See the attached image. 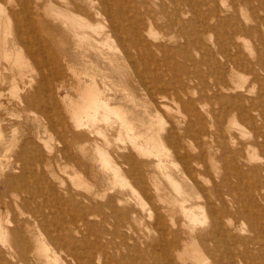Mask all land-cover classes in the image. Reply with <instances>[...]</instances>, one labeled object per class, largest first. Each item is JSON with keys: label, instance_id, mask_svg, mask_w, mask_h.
<instances>
[{"label": "rangeland", "instance_id": "1", "mask_svg": "<svg viewBox=\"0 0 264 264\" xmlns=\"http://www.w3.org/2000/svg\"><path fill=\"white\" fill-rule=\"evenodd\" d=\"M43 1L44 0H40L38 2L41 15L39 17L36 15L33 8L35 0L27 1L31 5L27 8V12L29 11L27 16L30 19L32 16L35 17L34 25H29L28 20L24 17L21 20L14 18L16 12L22 9V4L20 3V0H0L1 135L2 138L6 141V145H11V154L15 153L21 148L25 149L33 157L41 156L35 158L34 165L30 164V169L26 170L25 175L27 176H23L24 173L21 167L13 169V167L8 164L7 159L5 157L2 158V164L4 166H1L0 163V166L2 167H0V181L3 178V173L6 172L7 174H10V180L7 181L6 184H0V201L6 199L7 202L10 201L12 208V214L10 215V217L13 216L14 212L18 213V207L20 206L19 199L15 203L14 201H11L12 195L15 192L19 193L23 198L28 195L24 192H20L21 186H24L23 189L29 190L31 192L38 191L41 189L42 192L44 191L43 195L46 200V205L48 206V209L45 208V214H47L49 226L55 234L52 235L55 236V238L58 237L62 239L63 241L66 240L65 242L67 243V246L69 248L71 247L72 253L75 258H80L81 260L83 259L84 264H88L89 261L87 260H90L91 258L93 262H89V264H123L124 260L126 261L127 259V264H203L202 262H205V264H246V261L248 264H261V261L263 263L264 258L262 256H264V240H261L262 238L260 239V235H257L256 232L250 230V221L243 215L244 209H248V207L252 208L253 206V208L258 209L259 207L264 206V202H259L261 201L259 198H257L258 200L255 201V205L250 204L253 202L251 198L248 199L249 196L247 195L248 190L253 185H264V0H235L236 3L234 5V0H122L120 4L119 2H117V0H110V2L114 5V12L117 17V33L114 31L113 33L110 32L111 34H109L107 27L108 24H101L102 20L94 17L91 21L95 25L93 27L85 28L88 38L84 40H80L79 36L75 35L71 27L65 28L61 24V20L57 19L58 15L56 14V11L51 8V6H49L48 4H51L52 1L53 4H56L58 7L62 9L64 7L66 11L70 9L69 11H72V13L74 12V14H80V12L77 11L73 6L68 5L70 4V0H45L44 2ZM209 7L213 11L210 10ZM205 8L208 9V11L206 9L208 13L204 11ZM199 10L201 12L203 10L204 14L202 12V15ZM211 12H214L215 14H212ZM68 13L65 12L66 15ZM72 13L70 12L71 15ZM70 14L68 16H70ZM150 25L151 28H149ZM150 29H152L153 31L151 30L152 32H149ZM20 34L22 35L21 37ZM233 36L234 38H232ZM237 36H240L241 39H239ZM231 55H233V57ZM225 60H228V62H226ZM235 63L238 66H236ZM198 67L200 68V70H204L205 73L202 72V70L199 71L197 69ZM232 69H237L238 72ZM227 71L228 73L226 74ZM201 73H203L202 77L205 76L204 80H202L203 78L199 76L201 75ZM234 73H238V75ZM220 74L222 75V79L220 77ZM224 75L225 77H227L224 78ZM79 76L82 81H85L84 84H95L97 89H100L102 91L103 96L109 100L111 105L115 107V109H117V111H119L120 113L122 112L123 115L121 114L120 116L114 113L113 111L112 113L110 112L111 114H109L108 117L109 122L105 119L99 120L97 125L90 127L92 128L91 133L87 129H84L80 126H76L73 119H71V116L66 114L69 111L68 109L71 108L70 110H75L74 112H77V106L79 104L78 102L82 103L83 99H85L88 95L91 96V94L93 93V90H90L88 92L91 93H86L85 95L83 94V91H81L78 87ZM229 76L231 78H229ZM256 77H258V79ZM220 79L222 81H220ZM223 79H225L226 82ZM215 82H218L217 84H220L222 86L229 84L234 86V84H238L240 88L236 90H231V93L230 91H226L224 93L226 94V96L232 95V97L234 98H239V100L234 103L235 105L233 104L234 106L232 104V106L230 105V109L233 110L236 107L245 106L247 113L254 117L252 122H248L246 118L244 119L245 113L243 112V114H241L242 116H240L238 112L239 116L236 115L235 121L232 123L230 129L228 130L229 132H226L228 137H234L231 139L230 137L227 138L225 134H223V137L221 136L223 128L220 130L221 125L218 121V119L220 118V121H223L224 126L226 124H228L229 126V122H227L230 119L229 116L223 117L221 115L217 118L208 110L212 107L217 110H220L221 106L224 104L219 103L213 94V91L216 90L217 86ZM142 83H146L152 93H158L160 89V93L163 92L162 95H165L166 99L163 102L159 103V105L157 106L155 104V101H153L151 97L152 95H150L151 92L149 94V91H147V88H145L146 86L142 85ZM179 83L180 85H178ZM180 86L183 89L186 86V88L184 89L185 91H183ZM175 88L177 90L180 89L183 91V99H185V101L186 99H191L194 102L193 105L201 111V115L203 116V118H206L207 122V124H205L201 121H198L195 126V132L198 134L199 137L202 136V138L198 141V143L200 142L197 147L198 150L195 149L193 153V156H195L198 164L202 165V167L197 165L200 170L197 172L199 178L197 177L198 179L196 183L199 186L194 183V180L188 178V176L182 172L181 161L171 158L172 146L169 142H166L164 144L165 147L162 150L163 153L160 158L162 160L163 166H160L161 168L157 165V161L159 159L156 154H153L152 152L140 154L139 151L133 146L134 142H139L140 144L144 143L147 140V136L156 137V134L158 131H160L161 127L164 128L163 135L170 128H174L176 132L180 133L182 137L187 132V130L189 131L188 125L186 123L187 111L182 105L181 100H179L176 96L177 90ZM205 88L210 91L208 92ZM77 89L80 90L81 93H79ZM186 89H189V94L187 95L185 93L187 92ZM203 91L207 92L203 94ZM211 91L213 92L212 94ZM14 92L17 93L15 94ZM201 92L203 95L201 94ZM228 92L229 94L227 95ZM200 94L204 97V100L202 99L203 97H200ZM237 94L240 96H238ZM69 97H71L72 99H70ZM208 99L211 101L210 103ZM214 99L216 100V102ZM71 100L73 101V103L75 101H78V104L74 103V105L73 103H71ZM252 100L254 104H252ZM67 102H69L70 105L66 104ZM162 104H164V106ZM67 105H69L70 108ZM250 105H253V107L251 108ZM123 117L125 118V120L133 124L136 131L135 133L133 131H129L128 128H126ZM254 119L256 120L254 121ZM212 124L213 127L212 129L210 128L211 136L204 138L205 129ZM224 128L227 130V126H225ZM70 130H72L73 132ZM198 130L203 131L200 132ZM82 131L84 134L83 137L80 135ZM97 131H101V134ZM254 131H256L258 135ZM229 133L232 135H230ZM256 136L258 137L257 139ZM225 138H227L229 141ZM235 138L236 140L234 141ZM250 139H253L251 140V143ZM106 141H108V143H106ZM201 142H203L204 145L201 144ZM231 143H234V147ZM197 144L195 145V147L197 146ZM221 144H223V147L225 149L222 147ZM68 145L71 148L72 160L61 157V154H59L58 152L59 149H63L65 146ZM201 145L202 149L200 150ZM252 145L254 147H252ZM79 146L84 150L80 149ZM98 146L103 148V151L99 152ZM51 147H53V149ZM230 147L232 148V150L229 151V149H231ZM249 147L251 149H249ZM260 149L263 150H261L262 153ZM0 150L1 154L6 153L5 147H1ZM244 151L246 152V156L248 153L252 155L251 158L249 154L246 157ZM102 152L108 155L110 153L111 156H109L112 158H110L109 156L108 157L110 158L109 160L112 161L111 163L112 165H114V168H108L104 164L103 160H98L103 154ZM100 153L102 154L100 155ZM48 154H50L52 157H50ZM120 154H124L126 158L122 157ZM167 155L169 156L167 157ZM259 155L260 157H258ZM257 157L259 158L258 160H261L263 162V167H260L261 161H258ZM213 160L214 162H209ZM223 160L225 161L223 162ZM252 160H255L254 163ZM100 161H102V163ZM233 161L238 162H236V165L239 168L235 167L236 165ZM251 162L252 164H249ZM255 164L257 167H254ZM5 166L7 168H5ZM207 167H209V170ZM247 167L250 169L249 171ZM252 168L255 169V172L253 173ZM113 169H117L120 173H118L117 170L112 171ZM134 171L136 173L132 174V172ZM206 171H209V173ZM210 171H213L211 174H214L211 175ZM256 172L258 173L256 174ZM117 173L121 175V177H118ZM129 173L130 175H128ZM143 173L145 176L143 175ZM248 173L251 174L248 175ZM115 174H117V176ZM222 175L224 177H222ZM236 175L237 177H235ZM259 176V179L261 180L258 179ZM75 177H79L78 179L81 178L82 181H79ZM124 177L126 178V180ZM214 177L216 181L214 180ZM226 177L229 178L224 180ZM255 177L257 178L255 179ZM61 178L64 180L63 182ZM120 178H122V180ZM154 178L156 181H154ZM236 178H238L239 181ZM252 178H254L256 182ZM120 180L122 182H127L122 183ZM212 180H214L215 183ZM227 180L230 182H228ZM232 180L235 182V184L234 182L231 183ZM240 180H242V182ZM64 182H66V184L61 185V183ZM75 182H77V184ZM80 182L82 183L81 186L79 185ZM114 182L120 184L117 185L115 183L114 185ZM48 183H51L50 187ZM110 183L115 186L114 189ZM222 183H224L226 186ZM251 183L252 185H250ZM89 184L91 187L88 186ZM125 184L128 186H124ZM227 184L231 188L228 191L226 190L229 188ZM53 185L54 187H52ZM6 186L8 187V190ZM218 187H222L225 190L221 188L222 191L220 190L219 192L218 190L220 188ZM54 188H56L57 190H55ZM90 188L92 189L89 191ZM200 189H202V191ZM50 190L53 191L54 194ZM112 190H114V193L112 192ZM215 190H217V192ZM230 190L232 191V194H230ZM6 191H8L9 193ZM87 191V194H93L94 192H97L98 196L101 194L102 197L95 196L96 198H92L90 200L87 197L83 198V194L81 193L86 194ZM237 191L238 193H236ZM102 192H104L105 194ZM124 192L125 194L123 195ZM242 192H244L243 195L240 194ZM217 193L223 194V196L225 197V199L227 198V200H217ZM51 194H53L54 196H52ZM116 194H119L120 196ZM238 195L241 196V200L240 196ZM66 196L67 199L70 196L68 200L69 202L66 200ZM108 196L111 197L109 198ZM160 196H162V200L161 198H159ZM208 196L210 197L211 202H213V200L215 199L212 204L214 205L215 203V206L217 208L221 209L223 208V206H226L224 207L225 212L223 211L220 214L221 218L223 217L222 215H224V217L226 216L225 218L227 219L223 217V220H225V222L228 221V218L231 219L232 222L231 224H226L227 226H229L228 230H230L227 231L226 234H216L218 236H215L213 234V231L211 230V217L209 211L210 209H208L210 207V204L207 203L208 200H206V198H209ZM233 196L238 197L241 202L234 203L232 201ZM71 197L72 200L70 201ZM61 198L66 201L63 200V202ZM94 199L96 201H94ZM225 201L227 203H225ZM243 201L248 202L243 203ZM101 202L103 204H101ZM151 202L153 204H151ZM63 203H68V206ZM71 203L72 205H69ZM198 203L203 206L199 207L200 205ZM17 204L19 206H17ZM39 204V202L31 203V206L33 208H36L39 206ZM89 204L90 207H88ZM53 205L54 207H52ZM64 205L65 207H63ZM156 205L157 207L155 208ZM181 205H184L185 209L189 211L190 217L184 214V212L181 210ZM206 205H208L209 207ZM243 205L246 206V208L243 209ZM72 206L73 210L71 209ZM122 206L125 207L122 208ZM57 207L59 208L57 209ZM130 207L131 211L129 210ZM144 207L147 209H145ZM203 207L205 211H203V209H200ZM205 207L207 208V210L205 209ZM227 207H229V210L227 209ZM157 208H159L160 210H157ZM69 209L72 210V213ZM74 209L76 213L74 212ZM96 209L99 211L96 212ZM227 210L229 212H227ZM237 210L240 212L238 213ZM4 211H6V207H4ZM47 211L49 212V214L47 213ZM108 211H110L111 213H109ZM127 211L129 214H127ZM61 212H63L64 214ZM119 212L123 216H121ZM102 213L106 214V219L104 218L105 216L103 217L104 214ZM162 213H164V216H162ZM60 214L62 216H60ZM78 214L83 217L80 218ZM156 214L157 216L160 215L162 218L164 217L163 219H165V224L167 223L166 225H164L163 229L160 228L157 223V216H155ZM204 214H207L206 218L208 219L204 217ZM92 215L94 216L92 217ZM171 216L175 218V221ZM193 216L195 220L201 219V221H206L201 222L195 221L193 219V221L191 222L190 220H192ZM63 218L67 219L64 220ZM146 218H148V220L150 218V220L148 221ZM57 219L59 220L57 221ZM119 219L125 222L124 226L118 225ZM235 219H237V223ZM167 220L169 222H167ZM75 222H77L78 224L77 229ZM204 222L207 224H205ZM127 224L129 225L127 226ZM155 224L157 226H155ZM182 224L185 227H183ZM109 226H111L112 231L115 230V233L111 231ZM97 227H101V229ZM165 227H167V229ZM158 228L160 231H158ZM118 229L120 230L117 231ZM191 229H193V231ZM244 229L246 231H244ZM92 230L94 231L91 232ZM126 230L127 232H125ZM116 232L121 234L119 235ZM163 233L165 236L163 235ZM181 233H184L183 236ZM115 234H117L118 236ZM191 234L193 238L191 237ZM199 234L200 237L198 236ZM34 235L28 233L24 234L25 239L27 238L25 241L29 242L31 247L35 246ZM42 235L41 237H43L44 241L46 240L47 244H49L51 249L56 246V242L53 241V238L51 240L48 234H44L45 237ZM225 235H228V238ZM203 236L205 237V240L203 238L204 241L201 238ZM8 237L10 238V241L15 240L11 234H9ZM120 237L125 239V243H128L124 244L123 239ZM180 237L182 239H180ZM243 237L246 239H244ZM213 239H215V243L213 242ZM162 240H164L165 243ZM227 240L231 242L228 243ZM232 240L236 242L240 240V243L233 242ZM179 241H181V244ZM225 241L227 243H225ZM105 242L106 244H104ZM136 242L138 243L136 244ZM201 242L204 244L201 245ZM148 243L150 246L148 245ZM176 243L178 245H176ZM198 243H200V245ZM173 244L176 245L175 248ZM187 244L189 246H192L193 248H189ZM214 244L216 245L215 247ZM224 244H226V246ZM120 247H122V249ZM133 247L136 251L132 249ZM144 247H146V249ZM216 247L218 248V250L216 249ZM183 248L185 249L183 251H186V256L185 252L181 250ZM212 248L213 250H215L214 252L212 251ZM77 249H79V251ZM176 249L178 251H182L179 252L184 254L183 259L180 260L177 255L179 254V252L177 253ZM222 249L224 250L222 251ZM129 250H134L135 252H129ZM156 250H158V252ZM163 251L167 252H165L164 254ZM3 252L6 254H4ZM137 252H140V254ZM146 252H148L149 254ZM127 253L129 254V256ZM167 253L169 254V258H166ZM240 253H243L245 259L242 258L243 256L240 257L242 255ZM7 254L8 253L5 250L2 251L3 260L1 264H12L13 259L9 254ZM170 254H172L173 257ZM149 255L153 257H150ZM218 255L219 258L225 257L224 260L223 258H221L222 260H220L217 257ZM83 256H85V258ZM123 256L125 257L124 260ZM134 256L136 258H134ZM140 256L142 257L140 258ZM120 257L123 261H119ZM143 257L144 260L142 259ZM148 257L150 260L148 259ZM157 257H159V259ZM235 257L237 258V260L235 259ZM73 259L71 258V256L67 255V253L65 254V252H61V254L59 255V261L61 264H78V261L76 259L72 261ZM167 259H170V261ZM206 259L207 262L205 261ZM215 260H217V263L215 262ZM199 261L201 263H199Z\"/></svg>", "mask_w": 264, "mask_h": 264}, {"label": "bare ground", "instance_id": "2", "mask_svg": "<svg viewBox=\"0 0 264 264\" xmlns=\"http://www.w3.org/2000/svg\"><path fill=\"white\" fill-rule=\"evenodd\" d=\"M28 0H20V3L22 4V9L20 10V11H18V12H16V14H15V16H14V18H16V19H19V20H21L23 17L24 18H26L27 20H28V23H29V25H34V18L35 17H31V19L30 18H28V12H27V8L29 7V6H31L28 2H27ZM40 0H35V4H34V6H33V8H34V12L36 13V15L39 17V16H41L40 15V7L38 6V2H39ZM42 1V0H41ZM45 1V0H44ZM43 1V2H44ZM211 1V0H210ZM29 2H31V1H29ZM117 2H119V4L122 2V0H117ZM209 2V1H208ZM234 3H233V5L236 3V1L234 0L233 1ZM202 3V2H201ZM205 3V2H204ZM203 3V4H204ZM210 3V2H209ZM214 3V2H213ZM239 3V2H238ZM237 3V4H238ZM49 4V6H51V8H53L55 11H56V14L58 15V18L57 19H60L61 21V24L65 27V28H67V27H71L72 29H73V31H74V33H75V35H77V36H79V38H80V40H84V39H86V38H88L87 37V33H86V31H85V28L86 27H93L95 24L91 21L94 17H96V18H99V19H101L102 20V22H101V24L102 23H107L108 25H107V27H108V31H109V34H111L110 32H116V25H117V23H116V21H117V17H116V14H115V12H114V5L110 2V0H70V4H68V5H71V6H73L77 11H79L80 12V14L78 13V14H74V12L72 13V11H69L68 9V11H66L65 10V8L63 7V9L62 8H60V7H58L56 4H53V2L51 1V4L50 3H48ZM53 4V5H52ZM206 5V4H205ZM208 5V4H207ZM212 5V4H211ZM216 5V4H215ZM240 5V4H239ZM251 5V4H250ZM67 6V5H66ZM204 6V5H203ZM232 6V5H231ZM216 7H218V6H216ZM213 8V7H212ZM235 8H236V6H235ZM202 9V8H201ZM206 9L207 8H205V10L204 11H206ZM209 9L210 10H212L210 7H209ZM214 9V8H213ZM232 9V8H231ZM237 9H238V7H237ZM74 10V9H73ZM236 10V9H235ZM200 11V10H199ZM207 11H208V9H207ZM206 11V13H208ZM213 11V10H212ZM258 11H260V10H258ZM65 12H69L67 15L65 14ZM70 12L72 13V15L70 14ZM197 12V11H196ZM201 12V11H200ZM202 12H203V10H202ZM202 12H201V14H202ZM238 12V11H237ZM198 13V12H197ZM197 13H196V16H197ZM212 13V12H211ZM218 13H219V11H218ZM70 14V16H68ZM203 14H204V12H203ZM202 14V15H203ZM212 14H215L214 12L212 13ZM217 14V13H216ZM51 15V14H50ZM208 15V14H207ZM52 16V15H51ZM216 16V15H215ZM203 17V16H202ZM204 17H205V15H204ZM249 19V18H248ZM55 20H56V18H55ZM9 24V23H8ZM149 28H151V25H150V27ZM153 28V27H152ZM152 29H150L149 30V32L151 31ZM235 30V29H234ZM97 31V30H96ZM153 31V30H152ZM151 31V32H152ZM239 31V30H238ZM241 31V30H240ZM236 32V31H235ZM96 33V32H95ZM117 33V32H116ZM152 34V33H151ZM89 35V34H88ZM234 35V34H233ZM22 35L20 34V37H21ZM232 36V35H231ZM238 37V36H237ZM232 38H234V36L232 37ZM236 38V37H235ZM239 39H241L240 38V36L238 37ZM243 38V37H242ZM236 40V39H235ZM232 41V40H231ZM114 42V41H113ZM123 43V42H122ZM199 44V43H198ZM235 44H236V42H235ZM234 46H236V45H234ZM229 47H230V45H229ZM225 48V47H224ZM228 48V47H227ZM234 48V47H233ZM233 48H230V49H233ZM236 48V47H235ZM224 50V49H223ZM229 50V49H228ZM227 50V51H228ZM251 50H252V48H251ZM226 51V50H225ZM249 51V50H248ZM219 52V51H218ZM230 52V51H229ZM228 53V52H227ZM235 53V52H234ZM224 54V53H223ZM226 54V53H225ZM231 54H232V52H231ZM232 57H233V55H231ZM231 57V58H232ZM230 58V59H231ZM232 60V59H231ZM237 60V59H236ZM226 61V60H225ZM242 61H244V60H242ZM226 62H228V60L226 61ZM233 63V62H232ZM244 63V62H243ZM242 63V64H243ZM248 63V62H247ZM253 63V62H252ZM225 64H227V63H225ZM236 64V63H235ZM260 64V63H259ZM250 65V64H249ZM254 65V64H253ZM256 65V64H255ZM261 65V64H260ZM220 66V65H219ZM224 66V65H223ZM234 66V65H233ZM236 66H238L237 64H236ZM245 66V65H244ZM262 66H263V64H262ZM230 67V66H229ZM226 68H227V66H226ZM231 68H232V66H231ZM234 68V67H233ZM252 68V67H251ZM253 68H254V66H253ZM199 71H201L200 70V68L198 67L197 68ZM224 69V68H223ZM238 69V68H237ZM235 70V69H232V70H235L236 72H238V70ZM227 70V69H226ZM230 70V69H229ZM195 71V70H194ZM199 71H197V72H199ZM211 71V70H210ZM222 71V70H221ZM234 71V72H235ZM252 71V70H251ZM258 71V70H257ZM202 72H204V70H202ZM219 72H220V70H219ZM218 72V73H219ZM195 73V72H194ZM205 73V72H204ZM207 73V72H206ZM222 73V72H221ZM228 73V71L226 72V74ZM231 73H232V71H231ZM202 74L203 73H201V75H199V76H201V78H203L202 80H204V77H202ZM234 74H237L238 75V73H234ZM258 74V73H257ZM208 75V74H207ZM217 75H219V74H217ZM237 75H235V76H237ZM196 76H198V75H196ZM78 77V76H77ZM194 77V76H193ZM217 77H219V76H217ZM220 77H221V79H222V75L220 74ZM224 78H226L225 77V75L223 76ZM234 77V76H233ZM232 77V78H233ZM189 78H190V76H189ZM200 78V77H199ZM229 78H231L230 76H229ZM257 79H258V77H256ZM194 79V78H193ZM220 79V81H222ZM223 80H225V79H223ZM255 81V80H254ZM253 81V82H254ZM84 82L85 81H82L81 80V78H80V76H79V81H78V84H79V89L81 90V91H83V94L85 95L86 93H91V92H88V91H92L93 93L91 94V96L90 95H88L85 99H83V102L82 103H80V102H74V103H76V104H78V110H77V112H74V111H72V110H70L71 108L69 107V105H70V103L69 102H67L66 104H69V105H67L70 109H68L69 111H68V113H66V114H68V115H70L71 116V119H73V121L75 122V124H76V126H80V127H82V128H84V129H87V130H89V132L91 133L92 132V128H90L91 126L93 127V126H95V125H97L98 124V121L99 120H101V119H105V120H107L108 121V117H109V114H111L112 113V111L114 112V113H116V114H118V115H120L121 116V114H122V112L120 113L119 111H117V109H115V107H113L112 105H111V103L109 102V100L107 99V98H105L104 96H103V93H102V91L100 90V89H97V87H96V85L95 84H91V85H86V84H84ZM225 82H226V80H225ZM228 82V81H227ZM48 83V82H47ZM181 83V82H180ZM180 83L178 84V85H180ZM218 82H215V84H217ZM185 84V83H184ZM142 85H144V86H146L145 88H147L146 90L147 91H149L148 93L150 94V92H151V90L149 89V86L146 84V83H142ZM186 85V84H185ZM208 85H210V84H208ZM242 85H243V83H242ZM182 86V85H181ZM180 86V87H181ZM184 86V85H183ZM77 87V86H76ZM205 87H207V86H205ZM212 87V86H211ZM252 87V86H251ZM159 88H161V87H159ZM163 88H164V86H163ZM162 88V89H163ZM177 88V87H176ZM175 88V89H176ZM182 88V87H181ZM185 88H186V86H185ZM184 88V89H185ZM213 88V87H212ZM238 88H240V86H238V84L237 85H235L234 84V86L233 85H224V86H222V85H220V84H217V86H216V90L215 91H211V94L213 93L214 94V96H215V98L218 100V102L219 103H224L222 106H221V108H220V110H217V109H215L214 107H212V108H210V109H208L209 110V112L210 113H212L215 117H219V116H223V117H226V116H229V121H227V122H229V126H228V124H226L225 126H227V130L224 128L225 126H224V124H223V121H220V118L218 119V121H219V124L221 125V127H220V130L222 129V137H223V134H225V136H227V131L230 129V127H231V125H232V123L235 121V117H236V115L237 116H239V114H240V116H242L241 114H243V112L245 113V116H244V119L246 118V120H248V122L250 121V122H252L253 121V118L254 117H252L250 114H248L247 113V111H246V108H245V106L244 107H236L235 109H233V110H231L230 109V105L232 104H234L235 102H237L238 100H239V98H234V97H232V95H229V96H226V94H224L226 91H230V93L232 92L231 90H236V89H238ZM178 89V88H177ZM176 89V90H177ZM183 89V88H182ZM183 89V91H185ZM206 89V88H205ZM242 89V88H241ZM78 90V89H77ZM80 90H78L79 91V93H81L80 92ZM187 90V89H186ZM207 90V89H206ZM214 90V89H213ZM251 90V89H250ZM15 91V90H14ZM164 91V90H163ZM175 91V90H174ZM174 91H173V93H174ZM183 91L182 90H177V94H176V96L178 97V99L179 100H181V102H182V105L185 107V109H186V111H187V114H186V117H187V125H188V128H189V131L187 130V132L184 134V136L182 137L181 135H180V133H177L176 132V130L174 129V128H170V129H168L167 130V132L163 135V127H161L160 128V131H158L157 132V134H156V137L155 136H151V137H148L147 136V140L144 142V143H139V142H134L133 143V146L135 147V149H137L138 151H139V153L140 154H146V153H150V152H152L153 154H156V156L158 157V161H157V165L160 167V166H163V163H162V160H161V155H162V153H163V149H164V147H165V143L166 142H169L170 144H171V146H172V157L171 158H174L175 160H180L181 161V164H182V172L185 174V175H187L188 176V178H191L192 180H194V183H196V181H197V179L199 178V176L197 175V172L200 170L199 168H198V166L197 165H199L198 164V162L196 161V158H195V156H193V153H194V150L195 149H197V147H198V145H199V143H198V141H199V139H201L202 138V136L201 137H199L198 136V134L195 132V126H196V124H197V122L198 121H201V122H203V123H205V124H207V122H206V118H203V116L201 115V111L196 107V106H194L193 105V101L191 100V99H186V101H185V99H183ZM208 91V90H207ZM207 91H203L204 93L203 94H205V92H207ZM210 91V90H209ZM208 91V92H209ZM234 92V91H233ZM250 92V91H249ZM15 93V92H14ZM17 93V92H16ZM15 93V94H16ZM163 93V92H162ZM162 93H160V89H159V91H158V93L157 92H155V93H152L151 92V94L150 95H152L151 97H152V99H153V101H155V104L158 106L159 105V103H161V102H163L165 99H166V96L165 95H162ZM166 93V92H165ZM178 93H179V95H178ZM186 93V95L187 94H189V89L187 90V92H185ZM185 93H184V95H185ZM251 93V92H250ZM201 94H202V92H201ZM200 94V95H201ZM202 94V95H203ZM229 94V92L227 93V95ZM234 94V93H233ZM67 95V94H66ZM200 96V97H203V96ZM207 95V94H206ZM209 95V94H208ZM235 95V94H234ZM233 95V96H234ZM238 95V94H237ZM93 96V97H92ZM238 96H240V95H238ZM65 97V96H64ZM209 97V96H208ZM207 97V98H208ZM243 97H245V96H243ZM70 99H72L71 97H69ZM206 98V97H205ZM241 98V97H240ZM248 98V97H247ZM246 98V99H247ZM250 98V97H249ZM66 99V98H65ZM82 99V98H81ZM203 100H204V97L202 98ZM242 99V98H241ZM241 99H240V101H241ZM80 100V99H79ZM187 100H189V101H187ZM209 100V99H208ZM215 100V99H214ZM226 100V101H225ZM245 100V99H244ZM247 100H249V99H247ZM72 101V100H71ZM70 101V102H71ZM225 101V102H224ZM250 101V100H249ZM255 101V100H254ZM211 101L209 100V103H210ZM215 102H216V100H215ZM71 103H73V101L71 102ZM73 103V104H74ZM174 103V102H173ZM240 103V102H239ZM165 104V103H164ZM164 104H162L163 106H164ZM175 104V103H174ZM205 104V103H204ZM238 104V103H237ZM252 104H254L253 103V100H252ZM256 104V103H255ZM72 105V104H71ZM75 105V104H74ZM207 105V104H206ZM231 105V106H232ZM235 105V104H234ZM233 105V106H234ZM166 106H168V105H166ZM165 106V107H166ZM180 106V105H179ZM242 106V105H241ZM257 106V105H256ZM250 107L252 108L253 107V105L251 106L250 105ZM167 108V107H166ZM234 108V107H233ZM249 108V107H248ZM257 108V107H256ZM74 109H76V108H74ZM169 109V108H168ZM167 109V110H168ZM171 109V108H170ZM250 109V108H249ZM248 109V110H249ZM253 109H255V108H253ZM258 109V108H257ZM179 110H180V108H179ZM252 110V109H251ZM259 110V109H258ZM254 111V110H253ZM263 111V110H262ZM66 112V111H65ZM111 112V113H110ZM238 112H239V114H238ZM252 112V111H251ZM261 113V112H260ZM123 115V114H122ZM263 116V115H262ZM264 117V116H263ZM255 118H256V116H255ZM227 119V118H226ZM237 119V118H236ZM123 120H124V122H125V125H126V128H128V130L129 131H133L134 133L136 132L135 131V127L133 126V124H131V122H129V121H127V120H125V118L123 117ZM256 119H254V121H255ZM213 121V120H212ZM217 121V120H216ZM217 121V122H218ZM109 122V121H108ZM256 123V122H255ZM254 123V124H255ZM219 124H218V126H219ZM252 124V123H251ZM165 126V125H164ZM204 126V125H203ZM212 127H213V124L212 125H210V126H208L206 129H205V131H204V138H207V137H209V136H211V132H210V128L212 129ZM45 128V127H44ZM79 128V127H78ZM198 128H200V127H198ZM204 129V128H203ZM258 129V128H257ZM219 130V129H218ZM70 131H72V130H70ZM197 131V130H196ZM198 131H203V130H198ZM257 131V130H256ZM256 131H254L255 133H256ZM39 132V131H38ZM73 132V131H72ZM98 132V131H97ZM101 132V131H100ZM100 132H98V133H100ZM229 132V131H228ZM231 132V131H230ZM259 132V131H258ZM264 133V132H263ZM262 133V134H263ZM70 134V133H69ZM101 134V133H100ZM230 134V133H229ZM228 134V135H229ZM257 134V133H256ZM82 137H83V131H82V133L80 134ZM230 135H232V134H230ZM234 135V134H233ZM258 135V134H257ZM213 136V135H212ZM235 136V135H234ZM264 136V135H263ZM75 137V136H74ZM104 137V136H103ZM120 137V136H119ZM230 137V136H229ZM228 136H227V138H229ZM253 137V136H252ZM262 137V136H261ZM227 138H225V139H227ZM231 138H234V137H230V139ZM258 137L256 136V139H257ZM128 139V138H127ZM216 139V138H215ZM214 139V140H215ZM28 140V139H27ZM117 140H118V138H117ZM132 140V139H131ZM135 140V139H134ZM228 140V139H227ZM233 140V139H232ZM236 140V138L234 139V141ZM251 140H253V139H250V143H251ZM202 141V140H201ZM220 141V140H219ZM229 141V140H228ZM255 141V140H254ZM259 141V140H258ZM263 141V140H262ZM261 141V142H262ZM24 142V141H23ZM214 142V141H213ZM223 142V141H222ZM225 142V141H224ZM233 142V141H232ZM26 143V142H25ZM62 143H63V139H62ZM106 143H108V141H106ZM198 143V144H197ZM235 143V142H234ZM234 143L232 144V146L234 147ZM84 144V143H83ZM197 144V146L195 147V145ZM201 144H203V142H201ZM225 144V143H224ZM253 144H254V142H253ZM256 144H257V142H256ZM263 144H264V142H263ZM80 145V144H79ZM204 145V144H203ZM222 145V147H223V144H221ZM236 145V144H235ZM37 146V145H36ZM81 146V145H80ZM79 146V147H80ZM1 147H5V151H6V153L5 154H1V150H0V163H1V166L3 165L2 164V158H6L7 159V161H8V164H10L12 167H13V169H16V168H22L23 169V176H27V175H25L26 174V170H28V169H30V164H35V158H37V157H41V156H35V157H33L30 153H28L25 149H21L20 148V150H18V151H16L15 153H13V154H11V151H12V149H11V145H6V141L2 138V135H1V130H0V148ZM62 147V146H61ZM83 147V146H82ZM85 147V146H84ZM251 147V146H250ZM249 147V149H251ZM252 147H254L253 145H252ZM257 147H258V145H257ZM260 147H262V146H260ZM47 148V147H46ZM52 149H53V147H51ZM63 148V147H62ZM224 148V147H223ZM231 148V147H230ZM241 148V147H240ZM255 148H256V146H255ZM51 149V150H52ZM80 149H83V148H81L80 147ZM202 149V145H201V148H200V150ZM225 149V148H224ZM242 149V148H241ZM259 149V148H258ZM41 150V149H40ZM84 150V149H83ZM83 150H80V151H83ZM198 150V149H197ZM221 150H222V148H221ZM230 150H232V148L231 149H229V151ZM254 150V149H253ZM257 150V149H256ZM262 149H260V151H261ZM42 151V150H41ZM98 151L100 152V151H103V148H101L100 146H98ZM169 151V150H168ZM228 151V150H227ZM250 151V150H249ZM263 151V150H262ZM262 151H261V153H262ZM58 152H59V154H61L60 156L61 157H63V158H67V159H71L72 158V152H71V148H70V146L68 145V146H65L63 149H59L58 150ZM107 152V151H106ZM133 152V151H132ZM236 152H238V151H236ZM240 152V151H239ZM264 152V151H263ZM82 153V152H81ZM103 153V152H102ZM102 153H100V155L102 154ZM108 153V152H107ZM244 153H245V156H246V152L244 151ZM204 154V153H203ZM227 154H228V152H227ZM226 154V155H227ZM234 154V153H233ZM249 154V153H248ZM248 154H247V156H248ZM35 155V154H34ZM50 157H52L50 154H48ZM99 155V156H100ZM109 155H110V153H109ZM108 154H102L101 156H100V159H98V160H103V162H104V164L109 168V167H113L114 168V165H112V161H110L109 159L110 158H112V157H110ZM122 157H124V158H126V156H124V154H120ZM148 155V154H147ZM237 155V154H236ZM236 155H234V156H236ZM250 155V154H249ZM258 155V154H257ZM256 155V156H257ZM262 155V154H261ZM263 155H264V153H263ZM54 156V155H53ZM110 158H109V157ZM131 156H132V154H131ZM169 155H167V157H168ZM221 156V155H220ZM244 156V157H245ZM246 156V157H247ZM251 156L252 155H250V158H251ZM80 157V156H79ZM114 157V156H113ZM203 157V156H202ZM205 157V156H204ZM258 157H260V155L258 156ZM257 157V160L259 159ZM102 158V159H101ZM212 158V157H211ZM219 158H221V157H219ZM256 158V157H255ZM263 158V157H262ZM46 159V158H45ZM62 159V158H61ZM114 159V158H113ZM203 159V158H202ZM223 159V158H222ZM227 159V158H226ZM233 159V158H232ZM37 160V159H36ZM57 160V159H56ZM64 160V159H63ZM72 160V159H71ZM74 160V159H73ZM115 160V159H114ZM204 160V159H203ZM209 160H210V158H209ZM234 160V159H233ZM250 160V159H249ZM69 161V160H68ZM79 161H80V159H79ZM124 161V160H123ZM225 160H223V162H224ZM231 161V160H230ZM251 161V160H250ZM253 161V160H252ZM255 161V160H254ZM254 161H253V163H254ZM258 161H261V160H258ZM78 162V161H77ZM99 162V161H98ZM101 163H102V161H100ZM209 162H214V160L213 161H209ZM233 162H235V161H233ZM237 162V161H236ZM236 162H235V165H236ZM238 162H239V160H238ZM237 162V163H238ZM249 162V161H248ZM44 163V162H43ZM55 163V162H54ZM100 163V164H101ZM127 163V162H126ZM232 163V162H231ZM77 164V163H76ZM78 164H80V163H78ZM83 164V163H82ZM242 164V163H241ZM249 164H252V162L251 163H249ZM262 164H263V162L261 161V163H260V167L262 166ZM43 165V164H42ZM45 165V164H44ZM50 165V164H49ZM84 165V164H83ZM135 165V164H134ZM133 165V166H134ZM156 165V166H157ZM209 165V164H208ZM247 165V164H246ZM0 166V167H1ZM4 166V165H3ZM36 166V165H35ZM52 166V165H51ZM78 166V165H77ZM199 166H201L202 167V165H199ZM214 166V165H213ZM231 166H232V164H231ZM241 166V165H240ZM256 166V164L254 165V167ZM259 166V165H258ZM264 166V165H263ZM262 166V167H263ZM7 167H8V165H7ZM6 166H5V168H7ZM42 167V166H41ZM101 167V166H100ZM106 167V168H107ZM116 167V166H115ZM206 167V166H205ZM235 167H237V165L235 166ZM252 167H253V165H252ZM257 167V166H256ZM260 167H259V170H260ZM2 168V167H1ZM4 168V169H5ZM79 168V167H78ZM102 168H105V167H102ZM161 168V167H160ZM166 168V167H165ZM208 168V170H209V167H207ZM237 168H239V167H237ZM236 168V169H237ZM248 168V167H247ZM101 169V168H100ZM118 169H119V167H118ZM135 169H138V168H135ZM236 169H234V170H236ZM252 169H253V171H252ZM251 169V171H252V173L253 172H255L254 170V168H252ZM257 169V168H256ZM2 170V169H1ZM36 170V169H35ZM39 170V169H38ZM79 170V169H78ZM102 170V169H101ZM115 170H117V169H115ZM114 169L112 170V171H115ZM204 170V169H203ZM250 169L248 168V171H249ZM80 171V170H79ZM118 171V170H117ZM143 171V170H142ZM141 171V172H142ZM166 171V170H165ZM202 171V170H201ZM215 171V170H214ZM244 171V170H243ZM245 171H246V169H245ZM244 171V172H245ZM258 171V170H257ZM261 171H262V169H261ZM2 172V171H1ZM4 172V171H3ZM33 172V171H32ZM37 172V171H36ZM42 172V171H41ZM44 172V171H43ZM89 172H90V170H89ZM109 172H111V171H109ZM122 172V171H121ZM126 172V171H125ZM144 172H146V171H144ZM204 172V171H203ZM206 172H208L209 173V171H206ZM213 172V171H212ZM211 171H210V174L212 173ZM240 172V171H239ZM241 172H242V167H241ZM19 173H20V171H19ZM28 173H29V171H28ZM38 173V172H37ZM40 173V172H39ZM76 173V172H75ZM77 173H78V171H77ZM103 173V172H102ZM116 173V172H115ZM118 173H120L119 171H118ZM117 173V174H118ZM131 173V172H130ZM130 173L128 174V175H130ZM133 173H136L135 171L134 172H132V174ZM139 173V172H138ZM205 173V172H204ZM258 172H256V174H257ZM264 173V172H263ZM117 174H115L116 176H117ZM127 174V173H126ZM199 174V173H198ZM209 174V175H210ZM214 174V173H213ZM213 174H211V175H213ZM225 174V173H224ZM231 174V173H230ZM238 174V173H237ZM241 174V173H240ZM249 174H251V173H248V175ZM261 174V173H260ZM33 175V174H32ZM76 175H78V174H76ZM80 175V174H79ZM143 175H144V173H143ZM147 175V174H146ZM150 175V174H149ZM208 175V174H207ZM219 175V174H218ZM254 175V174H253ZM9 176H10V174L8 173L7 174V172L6 173H3V178H2V180L0 181V184L2 183H5L6 184V182L7 181H9L10 180V178H9ZM22 176V177H23ZM35 176V175H34ZM40 176V175H39ZM46 176V175H45ZM44 176V177H45ZM84 176V175H83ZM141 176V175H140ZM145 176V175H144ZM151 176V175H150ZM202 176V175H201ZM229 176V175H228ZM232 176V175H231ZM240 176V175H239ZM257 176V175H256ZM42 177V176H41ZM85 177V176H84ZM115 177V176H114ZM118 177H121V175H119L118 174ZM148 177V176H147ZM198 177V178H197ZM222 177H224L223 175H222ZM230 177V176H229ZM228 177V178H229ZM235 177H237V175L235 176ZM19 178V177H18ZM43 178V177H42ZM75 178H77V177H75ZM79 178V177H78ZM77 178V179H78ZM117 178V177H116ZM123 178V177H122ZM122 178H120L121 180H122ZM125 178V177H124ZM138 178V177H137ZM137 178H136V180H137ZM142 178V177H141ZM149 178V177H148ZM153 178V177H152ZM212 178V177H211ZM227 177L224 179V180H226V179H228ZM244 178H245V176H244ZM243 178V179H244ZM257 177H255V179H256ZM260 178V176L258 177V179ZM62 179V178H61ZM77 179H75V180H77ZM115 179V178H114ZM114 179H112V180H114ZM150 179V178H149ZM172 179V178H171ZM237 180H238V178H236ZM241 179V178H240ZM242 179V180H243ZM247 179V178H246ZM252 179H254V178H252ZM251 179V180H252ZM254 179V180H255ZM19 180H21V179H19ZM46 180V179H45ZM79 181L81 180V178L80 179H78ZM111 180V179H110ZM116 180V179H115ZM120 180V181H121ZM124 180V179H123ZM125 180H126V178H125ZM214 180H215V177H214ZM214 180H212L214 183H215V181ZM231 180V179H230ZM242 180H240L241 182H242ZM249 180V179H248ZM259 180H261V179H259ZM258 180V181H259ZM64 180L62 179V182H63ZM82 181V180H81ZM141 181V180H140ZM139 181V182H140ZM154 181H156L155 180V178H154ZM175 181V180H174ZM200 181V180H199ZM209 181H210V179H209ZM228 181V180H227ZM239 181V180H238ZM244 181V180H243ZM253 181V180H252ZM112 182V181H111ZM122 182V181H121ZM127 181H125V182H122V183H126ZM142 182V181H141ZM228 182H230V181H228ZM232 182H234L233 180L231 181V183ZM255 182H256V180H255ZM254 182V183H255ZM76 184H77V182H75ZM115 183L116 182H114V185H115ZM146 183V182H145ZM155 183V182H154ZM175 183V182H174ZM179 183V182H178ZM206 183V182H205ZM210 183V182H209ZM217 183V182H216ZM248 183V182H247ZM264 183V182H263ZM8 184V183H7ZM49 184V183H48ZM51 184V183H50ZM50 184H49V187H50ZM62 184H66V182H64V183H61V185ZM81 182H80V186H81ZM111 184V183H110ZM117 184V183H116ZM118 184H120V183H118ZM117 184V185H118ZM156 184V183H155ZM197 184V183H196ZM222 184H224V183H222ZM234 184H235V182H234ZM240 184V183H239ZM11 185V184H10ZM29 185V184H28ZM112 186H113V184H111ZM178 185V184H177ZM198 185V184H197ZM221 185V184H220ZM219 185V186H220ZM225 185V184H224ZM228 185V184H227ZM237 185H238V183H237ZM236 185V186H237ZM241 185V184H240ZM250 185H252V183L250 184ZM9 186V185H8ZM18 186V185H17ZM88 186H90V184L88 185ZM124 186H128V185H124ZM145 186H146V184H145ZM199 186V185H198ZM204 186H205V184H204ZM218 186V185H217ZM226 186V185H225ZM225 186H223V187H225ZM230 186H231V184H230ZM7 187V186H6ZM52 187H54V185L52 186ZM51 187V188H52ZM60 187H64V186H60ZM91 187V186H90ZM114 187L115 186H113V189H114ZM141 187V186H140ZM228 187H229V185H228ZM233 187V186H232ZM13 188H15V187H13ZM18 188V187H17ZM24 188V186H21V189H20V192H24V193H26V194H28L27 196H25V198H23L19 193H14V192H12V193H14L13 195H12V193H11V195H12V198H11V201L13 202L14 201V203L15 202H17L18 201V199H19V202H20V206L17 204V206H19L18 207V213H16V212H14V214H13V216L12 217H10V215L12 214V208H11V204H10V201L9 202H7L6 200H2V201H0V264L2 263V260H3V256H2V251H6L10 256H11V258L13 259V261H12V264H39V263H44V264H61L60 263V261H59V255L61 254V252H65V254L67 253V255H69V256H71V258L73 259H76L77 261H78V264H84L83 263V259L81 260L80 258H75V256L73 255V253H72V250H71V247L69 248L68 246H67V243L65 242V241H63L62 239H60V238H55V236H53L52 234H54V232H53V230L51 229V227L49 226V222H48V220H47V214H45V208H47L48 209V206L46 205V200H45V198H44V195H43V192H42V190L40 189V190H38V191H34V192H31V191H29V190H25V189H23ZM57 188V187H56ZM56 188H54L55 190H57ZM69 188H71V187H69ZM79 188V187H78ZM82 188V187H81ZM93 188V187H92ZM92 188H90L89 189V191L92 189ZM132 188V187H131ZM145 188H147V187H145ZM197 188H199V187H197ZM200 188H202V187H200ZM218 188H220V187H218ZM222 188V187H221ZM221 188L218 190L219 192H220V190H221ZM242 188V187H241ZM247 188H249V187H247ZM53 189V190H54ZM63 189V188H62ZM67 189H68V187H67ZM122 189V188H121ZM142 189H143V186H142ZM206 189V188H205ZM216 189H217V187H216ZM223 189V188H222ZM229 189H231L230 187L228 188V189H226L227 191L229 190ZM245 189V188H244ZM7 190H8V187H7ZM34 190V189H33ZM46 190H49V189H46ZM52 190V189H51ZM50 190V191H51ZM81 190V189H80ZM80 190H78V191H80ZM94 190V189H93ZM201 191H202V189H200ZM223 190H225V189H223ZM233 190V189H232ZM238 190V189H237ZM3 191V190H2ZM61 191V190H60ZM109 191V190H108ZM110 191H111V188H110ZM114 190H112V192H113ZM123 191V190H122ZM146 191H148V190H146ZM216 192H217V190H215ZM222 191V190H221ZM231 191V190H230ZM230 191H229V193H230ZM234 191V190H233ZM239 191H241V190H239ZM6 192H8V191H6ZM51 192H53V191H51ZM65 192V191H64ZM74 192H76V191H74ZM80 192H82V191H80ZM92 192V191H91ZM106 192H107V190H106ZM144 192H145V189H144ZM155 192H157V191H155ZM160 192V191H159ZM180 192V191H179ZM9 193V192H8ZM58 193V192H57ZM61 193H63V192H61ZM60 193V194H61ZM88 193V191L86 192V194H84V193H81V194H83V198L84 197H87L89 200L90 199H92V198H96L97 196H98V193L97 192H94L93 194H87ZM97 193V194H96ZM102 193H104V192H102ZM114 193V192H113ZM112 193V194H113ZM147 193V192H146ZM222 193V192H221ZM236 193H238V191L236 192ZM243 193L244 192H242V193H240L241 195H243ZM247 193V192H246ZM249 193V194H248ZM248 193H247V195L249 196V198H248V196H247V198L248 199H252V202L253 203H250V204H252V205H255L254 203H255V201L256 200H258L257 198H259L261 201H259V202H264V185H259V184H257V185H253L249 190H248ZM53 194H54V192H53ZM53 194H51L52 196H54ZM75 194V193H74ZM76 194H78V193H76ZM105 194V193H104ZM121 194V193H120ZM125 194V192L123 193V195ZM157 194V193H156ZM203 194V193H202ZM225 194V193H224ZM226 194H228V193H226ZM230 194H232V191H231V193ZM1 195V194H0ZM62 195V194H61ZM66 195V194H65ZM72 195V194H71ZM80 195V194H79ZM106 195H107V193H106ZM110 195V194H109ZM116 195H118V196H120L119 194H116ZM122 195V196H123ZM160 195V194H159ZM158 195V196H159ZM204 195H207V194H204ZM209 195V194H208ZM245 195V194H244ZM7 196H9V195H7ZM63 196H64V194H63ZM96 196V197H95ZM99 196H101V194L99 195ZM98 196V197H99ZM105 196V195H104ZM214 196V195H213ZM232 196V195H231ZM237 196V195H236ZM236 196H233V199H232V201L234 202V203H240L241 201V196L240 195H238V196H240V200H239V198L238 197H236ZM70 197V196H69ZM69 197H68V199H67V196H66V200L68 201L69 200ZM77 197V196H76ZM102 197V196H101ZM109 197V196H108ZM111 197V196H110ZM109 197V198H110ZM117 197V196H116ZM199 197V196H198ZM207 197V196H206ZM205 197V198H206ZM209 197V196H208ZM212 197V196H211ZM8 198V197H7ZM54 198V197H53ZM52 198V199H53ZM60 198V197H59ZM104 198V197H103ZM113 198V197H112ZM159 198H161V200H162V196H160ZM200 198V197H199ZM198 198V199H199ZM214 198V197H213ZM243 198V197H242ZM246 198V197H245ZM62 199V198H61ZM74 199V198H73ZM100 199V198H99ZM217 200H220V201H223L224 199H225V197L223 196V194H220V193H217V198H216ZM244 199V198H243ZM242 199V200H243ZM247 199V200H248ZM50 200H51V198H50ZM55 200H56V198H55ZM64 199H62V201H63ZM66 200H64V201H66ZM72 200V197H71V199H70V201ZM81 200H83V199H81ZM98 200V199H97ZM102 200V199H101ZM120 200V199H119ZM159 200V199H158ZM201 200V199H200ZM204 200V199H203ZM206 200H208V202L207 203H209L210 204V207L208 206V205H206V206H208L209 208L208 209H210L209 211H210V217H211V230L213 231V234L215 235V236H218V235H216V234H226L227 233V231H230V230H228L229 228V226H227L228 224H231L232 222H231V219H229L228 218V221H226L225 222V220H223L225 217H224V215H222L223 217L221 218V216H220V214L224 211V207H226V206H223V208H221V209H219V208H217L216 206H215V203H214V205L212 204L214 201H215V199L213 200V202H211L210 200V197L209 198H206ZM205 200V201H206ZM225 200H227V198L225 199ZM63 201V202H64ZM77 201V200H76ZM85 201V200H84ZM87 201V200H86ZM94 201H96L95 199H94ZM100 201V200H99ZM121 201V200H120ZM205 201H204V203H205ZM37 202H39L40 204H39V206L38 207H36V208H33L32 206H31V203H37ZM57 202V201H56ZM61 202V201H60ZM69 202V201H68ZM73 202V201H72ZM88 202V201H87ZM104 202V201H103ZM161 202V201H160ZM163 202V201H162ZM165 202V201H164ZM230 202V201H229ZM245 201H243V203H244ZM248 202V201H247ZM247 202H245V203H247ZM258 202V201H257ZM45 203V204H44ZM66 203V202H65ZM65 203H63V204H65ZM86 203V202H85ZM89 203V202H88ZM92 203H94V202H92ZM107 203V202H106ZM105 203V204H106ZM168 203V202H167ZM222 203V202H221ZM224 203V202H223ZM225 203H227L226 201H225ZM224 203V204H225ZM242 203V204H243ZM56 204V203H55ZM57 204H59V203H57ZM68 204V203H67ZM67 204H65V205H67ZM81 204V203H80ZM87 204V203H86ZM101 204H103L102 202H101ZM111 204V203H110ZM151 204H153L152 202H151ZM199 204V203H198ZM198 204H197V207H198ZM219 204V203H218ZM218 204H217V206H218ZM249 204V205H250ZM259 204V203H258ZM42 205V206H41ZM52 205V204H51ZM62 205V204H61ZM65 205L63 206V207H65ZM69 205H72V203L71 204H69ZM79 205V204H78ZM113 205V204H112ZM155 205V204H154ZM200 206L199 207H202L201 206V204H199ZM227 205V204H226ZM230 205V204H229ZM237 205V204H236ZM260 205V204H259ZM258 205V206H259ZM68 206V205H67ZM76 206V205H75ZM85 206V205H84ZM88 206V205H87ZM106 206V205H105ZM114 206H116V205H114ZM114 206H113V208H114ZM144 206V205H143ZM142 206V207H143ZM239 206V205H238ZM238 206H237V209H238ZM251 206V205H250ZM257 206V205H256ZM4 207H6V211H4ZM44 207V208H43ZM52 207H54V205L52 206ZM51 207V208H52ZM59 207H61V206H59ZM59 207H57V209L59 208ZM88 207H90V204H89V206ZM98 207V206H97ZM101 207H102V205H101ZM121 207V206H120ZM125 207V206H124ZM123 206H122V208H124ZM157 207V205L155 206V208ZM195 207V206H194ZM220 207V206H219ZM221 207H222V205H221ZM235 207V206H234ZM242 207V206H241ZM241 207H239V208H241ZM247 207H248V205H247ZM262 207V206H261ZM261 207H259L258 209L257 208H253V206H252V208L251 207H248V209H244V208H246V206H244L243 205V209H244V217H246L247 219H249V221H250V223L249 224H251V227H250V230H252V231H254V232H256L257 233V235H260L259 237H260V239L261 240H264V206L261 208ZM50 208V209H51ZM76 208V207H75ZM86 208V207H85ZM92 208H94V207H92ZM100 208V207H99ZM98 208V209H99ZM118 208H119V206H118ZM127 208V207H126ZM145 208V207H144ZM143 208V209H144ZM155 208H154V211H155ZM67 209H68V207H67ZM72 210H73V206H72V208H71ZM77 209V208H76ZM102 209H103V207H102ZM111 209V208H110ZM116 209V208H115ZM121 209V208H120ZM145 209H147V208H145ZM150 209V208H149ZM159 208H157V210H158ZM165 209V208H164ZM201 210L203 209V211H205L204 210V207L203 208H200ZM205 209L207 210V208L205 207ZM227 209L229 210V207H227ZM232 209V208H231ZM62 210H63V208H62ZM61 210V211H62ZM70 210V209H69ZM72 210H70V212L72 211ZM83 210H85V209H83ZM92 210V209H91ZM90 210V211H91ZM97 210V209H96ZM112 210V209H111ZM118 210V209H117ZM129 210L131 211V207L129 208ZM153 210V209H152ZM156 210V211H157ZM160 210V209H159ZM181 210L184 212V214L186 215V216H189L190 217V213H189V211L188 210H186L185 209V207H184V205H181ZM192 210H194V209H192ZM191 210V211H192ZM227 210V212H229ZM234 210V209H233ZM240 210V209H239ZM49 211H51V210H49ZM95 211V210H94ZM99 210H97L96 212H98ZM129 211V212H130ZM136 211V210H135ZM142 211H144V210H142ZM209 211H208V213H209ZM238 211V210H237ZM68 212V211H67ZM74 212H75V209H74ZM80 212V211H79ZM82 212V211H81ZM101 212H104V211H101ZM109 213H111L110 211H108ZM122 212V211H121ZM150 212V211H149ZM149 212H148V215H149ZM152 212V211H151ZM225 212V211H224ZM240 211H238V213H239ZM242 212V211H241ZM47 213L49 214V212L47 211ZM61 213H63V212H61ZM72 213V212H71ZM71 213H70V215H71ZM76 213V212H75ZM120 213V212H119ZM156 213V212H155ZM193 213V212H192ZM203 213H205V212H203ZM207 213V212H206ZM237 213V212H236ZM51 214V213H50ZM53 214V213H52ZM64 214V213H63ZM85 214V213H84ZM92 214V213H91ZM102 214H104L103 215V217L106 215L105 213H102ZM116 214V213H115ZM121 214V213H120ZM127 214H129L128 213V211H127ZM136 214V213H135ZM160 214V213H159ZM164 213H162V216H164L163 215ZM195 214V213H194ZM243 214V213H242ZM82 215H83V213H82ZM89 215H90V213H89ZM96 215V214H95ZM100 215V214H99ZM111 215V214H110ZM119 215V214H118ZM134 215V214H133ZM206 215L207 214H204V217L206 218ZM237 215V214H236ZM241 215V214H240ZM60 216H62L61 214H60ZM74 216V215H73ZM78 216L80 217V218H82L81 216H80V214H78ZM77 216V217H78ZM86 216V215H85ZM94 215H92V217H93ZM102 216V215H101ZM121 216H123L122 214H121ZM155 216H157V214L155 215ZM198 216V215H197ZM229 216V215H228ZM233 216V215H232ZM51 217V216H50ZM53 217V216H52ZM55 217V216H54ZM102 217V218H103ZM125 217H126V215H125ZM172 217V216H171ZM235 217V216H234ZM57 218H59V217H57ZM87 218H88V216H87ZM105 219L107 218L106 216L104 217ZM119 218H120V216H119ZM124 218V217H123ZM122 218V219H123ZM135 218V217H134ZM138 218V217H137ZM164 218V217H163ZM160 215H158L157 216V223H158V225H159V227L160 228H162L163 229V227H164V225H166L165 224V219H163ZM173 218V217H172ZM197 218V217H196ZM231 218V217H230ZM51 219H53V218H51ZM55 219V218H54ZM64 219V218H63ZM65 219H67V218H65ZM64 219V220H65ZM101 219V218H100ZM111 219V218H110ZM126 219H128V218H126ZM147 220H148V218H146ZM169 219V218H168ZM174 219V221H175V218H173ZM181 219V218H180ZM193 219H194V216L192 217V220H190L191 222L193 221ZM206 219H208V218H206ZM225 219H227V218H225ZM233 219V218H232ZM241 219V218H240ZM59 219H57V221H58ZM63 220V221H64ZM75 220V219H74ZM82 220V219H81ZM85 220V219H84ZM87 220V219H86ZM117 220V219H116ZM149 220H150V218H149ZM148 220V221H149ZM155 220V221H156ZM195 220V219H194ZM236 220V223H237V219H235ZM239 220V219H238ZM51 221V220H50ZM55 221V220H54ZM108 221V220H107ZM127 221V220H126ZM172 221V220H171ZM170 221V222H171ZM195 221H201V219H197V220H195ZM203 221H206V220H202L201 222H203ZM233 221V220H232ZM248 221V222H249ZM60 222V221H59ZM69 222H71V221H69ZM89 222V221H88ZM91 222V221H90ZM111 222V221H110ZM118 222H119V224L118 225H120V226H124L125 225V222L123 221V220H118ZM167 222H169L168 220H167ZM173 222V221H172ZM181 222V221H180ZM183 222V221H182ZM54 223V222H53ZM74 223V222H73ZM76 223V229L78 228V224H77V222H75ZM80 223V222H79ZM104 223V222H103ZM184 223V222H183ZM190 223V222H189ZM195 223H197V222H195ZM194 223V224H195ZM200 223V222H199ZM205 223V222H204ZM203 223V224H204ZM95 224V223H94ZM99 224V223H98ZM97 224V225H98ZM106 224H108V223H106ZM152 224V223H151ZM170 224V223H169ZM173 224V223H172ZM201 224V223H200ZM205 224H207V223H205ZM210 224V223H209ZM227 224V225H226ZM62 225V224H61ZM90 225V224H89ZM110 225V224H109ZM129 224H127V226H128ZM183 225V224H182ZM186 225V224H185ZM196 225V224H195ZM102 226V225H101ZM114 226H115V224H114ZM147 226V225H146ZM150 226V225H149ZM155 226H157L156 224H155ZM204 226V225H203ZM93 227V226H92ZM103 227V226H102ZM105 227V226H104ZM110 227V229H111V226H109ZM108 227V228H109ZM118 227V226H117ZM116 227V228H117ZM131 227V226H130ZM183 227H185L184 225H183ZM201 227H202V225H201ZM242 227V226H241ZM58 228V227H57ZM63 228V227H62ZM86 228V227H85ZM95 228H96V226H95ZM97 228H100L101 229V227H97ZM107 228V229H108ZM115 228V227H114ZM157 228V227H156ZM166 229H167V227H165ZM165 228H164V230H165ZM169 228V227H168ZM172 228V227H171ZM210 228V227H209ZM246 228H247V226H246ZM59 229V228H58ZM103 229V228H102ZM122 229V228H121ZM150 229V228H149ZM75 230V229H74ZM82 230V229H81ZM90 230V229H89ZM88 230V231H89ZM95 230V229H94ZM94 230H92L91 232H93ZM120 229H118L117 231H119ZM128 230V229H127ZM127 230L125 231V232H127ZM131 230V229H130ZM129 230V231H130ZM163 230V231H164ZM169 230V229H168ZM179 230V229H178ZM192 231H193V229H191ZM241 230V229H240ZM239 230V231H240ZM64 231V230H63ZM96 231V230H95ZM98 231H99V229H98ZM104 231V230H103ZM102 231V232H103ZM111 231H112V229H111ZM115 231V230H114ZM114 231H112L113 233H115ZM124 231V230H123ZM122 231V232H123ZM150 231V230H149ZM158 231H160L159 230V228H158ZM175 231V230H174ZM180 231V230H179ZM178 231V232H179ZM244 231H246L245 229H244ZM68 232H70V231H68ZM67 232V233H68ZM75 232V231H74ZM78 232H79V230H78ZM86 232V231H85ZM101 232V233H102ZM106 232V231H105ZM104 232V233H105ZM155 232H157V231H155ZM166 232V231H165ZM243 232V231H242ZM26 233H28V234H35L34 235V241H35V246H33V247H31V245H30V243L29 242H26L25 240L27 239H25V236H24V234H26ZM64 233V232H63ZM82 233V232H81ZM90 233V232H89ZM95 233V232H94ZM107 233V232H106ZM117 234H119L118 232H116ZM190 233H193V232H190ZM200 233V232H199ZM230 233H232V232H230ZM245 233V232H244ZM9 234H11L12 236H13V238L16 240H12V241H10V238L8 237L9 236ZM43 234V235H42ZM44 234H48V236L50 237V239L52 240V238H53V241H55L56 243H55V245L56 246H54V248H50V246H49V244H47V242H46V240L44 241L43 240V237H41V235L42 236H44ZM71 234V233H70ZM83 234V233H82ZM88 234V233H87ZM91 234V233H90ZM93 234V233H92ZM97 234V233H96ZM117 234H115V235H117ZM121 234V233H120ZM119 234V235H120ZM127 234V233H126ZM159 234V233H158ZM162 234V233H161ZM180 234V233H179ZM182 234V233H181ZM184 234V233H183ZM183 234H182V236H183ZM201 234V233H200ZM200 234L198 235L199 237H200ZM235 234H237V233H235ZM239 234V233H238ZM55 235V234H54ZM62 235H64V234H62ZM69 235V234H68ZM103 235V234H102ZM102 235H101V238H102ZM128 235V234H127ZM163 235H164V233H163ZM167 235V234H166ZM169 235V234H168ZM202 235H204V234H202ZM207 235V234H206ZM213 235V236H214ZM30 236V235H29ZM58 236V235H57ZM71 236V235H70ZM70 236H69V238H70ZM88 236V235H87ZM118 236V235H117ZM165 236V235H164ZM178 236V235H177ZM181 236V235H180ZM185 236V235H184ZM226 236V235H225ZM228 236V235H227ZM226 236V237H227ZM26 237H28V236H26ZM45 237V236H44ZM60 237V236H59ZM72 237H73V235H72ZM71 237V238H72ZM107 237V236H106ZM109 237V236H108ZM162 237V236H161ZM187 237V236H186ZM191 237H192V234H191ZM190 237V238H191ZM259 237H257V238H259ZM84 238V237H83ZM96 238H97V236H96ZM120 238H122V237H120ZM164 238V237H163ZM193 238V237H192ZM202 238V240H203V238H204V240H205V237L203 236V237H201ZM200 238V239H201ZM219 238V237H218ZM217 238V239H218ZM225 238V237H224ZM228 238V237H227ZM235 238V237H234ZM244 238V237H243ZM242 238V239H243ZM248 238V237H247ZM257 238H256V240H257ZM31 239V238H30ZM46 239V238H45ZM111 239V238H110ZM123 239V238H122ZM177 239V238H176ZM180 239H182L181 237H180ZM179 239V240H180ZM196 239V238H195ZM207 239V238H206ZM220 239H221V237H220ZM244 239H246V238H244ZM252 239V238H251ZM124 240L125 239H123V242H124ZM127 240V239H126ZM168 240V239H167ZM190 240V239H189ZM192 240V239H191ZM203 240V241H204ZM212 240V239H211ZM214 240L215 239H213V242H214ZM225 240V239H224ZM234 240H236V239H234ZM253 240V239H252ZM260 240V241H261ZM47 241H48V239H47ZM84 241V240H83ZM102 241V240H101ZM100 241V242H101ZM128 241V240H127ZM162 241H164V240H162ZM161 241V242H162ZM171 241V240H170ZM177 241V240H176ZM182 241V240H181ZM181 241H179L180 242V244H181ZM202 241V242H203ZM206 241H208V240H206ZM220 241V240H219ZM222 241V240H221ZM228 241V243L229 242H231V241H229V240H227ZM233 241V240H232ZM240 241V240H239ZM238 241V242H239ZM68 242H69V240H68ZM72 242V241H71ZM111 242V241H110ZM168 242V241H167ZM190 242V241H189ZM201 242V243H202ZM233 242H236V241H233ZM238 242H236V243H238ZM247 242V241H246ZM254 242V241H253ZM262 242V241H261ZM128 242H124V244H127ZM138 242H136V244H137ZM164 243H165V241H164ZM183 243V242H182ZM215 243V242H214ZM219 243V242H218ZM225 243H227L226 241H225ZM236 243H235V245H236ZM240 243V242H239ZM250 243V242H249ZM260 243V242H259ZM264 243V242H263ZM32 244V243H31ZM70 244V243H69ZM99 244V243H98ZM104 244H106V242L104 243ZM118 244V243H117ZM133 244H135V243H133ZM153 244H155V243H153ZM186 244V243H185ZM192 244V243H191ZM199 245H200V243H198ZM204 243H202L201 245H203ZM206 244H207V242H206ZM221 244V243H220ZM233 244V243H232ZM148 245H149V243H148ZM164 245V244H163ZM176 245H178L177 243H176ZM176 245H174L173 244V246H174V248H175V246ZM225 246H226V244H224ZM255 245V244H254ZM69 246H71V245H69ZM72 246H74V245H72ZM79 246V245H78ZM150 246V245H149ZM170 246V245H169ZM172 246V247H173ZM182 246V245H181ZM181 246H180V248H181ZM187 246H189L188 244H187ZM216 245L214 244V247H215ZM221 246V245H220ZM261 246V245H260ZM81 247H83V246H81ZM134 247H137V246H134ZM134 247L132 248V249H134ZM152 247H154V246H152ZM165 247H167V246H165ZM192 246H189V248H191ZM193 247H194V243H193ZM192 247V248H193ZM204 247V246H203ZM211 247H212V245H211ZM218 247H219V245H218ZM73 248V247H72ZM78 248V247H77ZM87 248V247H86ZM90 248V247H89ZM121 249H122V247H120ZM124 248V247H123ZM145 249H146V247H144ZM163 248H164V246H163ZM189 248H188V250H189ZM101 249V248H100ZM127 249H128V247H127ZM137 249V248H136ZM151 249V248H150ZM154 249V248H153ZM179 249V248H178ZM185 249H186V247H185ZM184 248L183 249H181L182 251L183 250H185ZM205 249V248H204ZM216 249L218 250V248L216 247ZM78 251H79V249H77ZM135 250V249H134ZM134 250H132V251H134ZM139 250V249H138ZM148 250V249H147ZM159 250V249H158ZM158 250H156L157 252H158ZM166 250V249H165ZM177 250V249H176ZM181 250H179V251H181ZM199 250V249H198ZM224 249H222V251H223ZM84 251V250H83ZM132 251H130L129 250V252H132ZM136 251V250H135ZM134 251V252H135ZM154 251V250H153ZM171 251H172V248H171ZM178 250L176 251L177 253L179 252ZM181 251V252H182ZM208 251H209V249H208ZM212 251L214 252L215 250H213V248H212ZM221 251V250H220ZM81 252V251H80ZM117 252V251H116ZM122 252V251H121ZM127 252V251H126ZM133 252V253H134ZM144 252V251H143ZM155 252V251H154ZM164 252V251H163ZM165 252H167V251H165ZM165 252H164V254H165ZM175 252V251H174ZM181 252H179V254H177L178 255V257L180 258V260L181 259H183V257H184V254L183 253H181ZM183 252H185V256H186V251H183ZM218 252V251H217ZM4 253V252H3ZM82 253V252H81ZM132 253V254H133ZM137 253H139L140 254V252H137ZM146 253H148V252H146ZM151 253H152V251H151ZM171 253V252H170ZM188 253V252H187ZM4 254H6V253H4ZM3 254V255H4ZM7 254V255H8ZM76 254V253H75ZM128 254V253H127ZM127 254H125V255H127ZM135 254V253H134ZM149 254V253H148ZM157 254V253H156ZM213 254V253H212ZM215 254V253H214ZM223 254V253H222ZM221 254V255H222ZM240 254H242L240 257H242L243 256V253H240ZM6 255V256H7ZM64 255V254H63ZM155 255V254H154ZM171 256H172V254H170ZM196 255H198V254H196ZM202 255V254H201ZM89 256V255H88ZM128 256H129V254H128ZM131 256V255H130ZM133 256V255H132ZM150 256V255H149ZM158 256V255H157ZM175 256V255H174ZM216 256V255H215ZM8 257V256H7ZM61 257H62V255H61ZM78 257V256H77ZM84 258H85V256H83ZM105 257V256H104ZM124 257V256H123ZM138 257V256H137ZM142 256H140V258H141ZM145 257V256H144ZM144 257L142 258L143 260H144ZM147 257V256H146ZM150 257H153V256H150ZM154 257H156V256H154ZM160 257V256H159ZM159 257H157L158 259H159ZM163 257H164V255H163ZM173 257V256H172ZM195 257V256H194ZM214 257V256H213ZM218 258H219V255L217 256ZM263 258H264V256H262ZM261 257V258H262ZM10 258V259H11ZM87 258H89V257H87ZM91 258V257H90ZM134 258H136L135 256H134ZM133 258V259H134ZM156 258V259H157ZM166 258H169V254L167 253L166 254ZM165 258V259H166ZM196 258V257H195ZM207 258V257H206ZM211 258V257H210ZM221 258H223V257H220L219 259L220 260H222ZM225 258V257H224ZM224 258H223V260H224ZM242 258H244V256L242 257ZM9 259V258H8ZM68 259V258H67ZM74 259L72 260V261H74ZM119 259V258H118ZM125 259V257L123 258V260ZM130 259H131V257H130ZM147 259V258H146ZM148 259H149V257H148ZM157 259V260H158ZM161 259V258H160ZM186 259V258H185ZM212 259V258H211ZM218 259V260H219ZM235 259L237 260V258L235 257ZM245 259V258H244ZM260 259V258H259ZM7 260V259H6ZM121 260V257H120V259H119V261ZM123 260H121V261H123ZM128 260V259H127ZM127 260L125 261L124 260V263L125 264H127L126 262H127ZM150 260V259H149ZM149 260H147V261H149ZM156 260V261H157ZM167 260H169L170 261V259H167ZM172 260V259H171ZM189 260V259H188ZM263 260V259H262ZM68 261V260H67ZM87 261H89L90 263L91 262H93L92 261V258L90 259V260H87ZM112 261H114V260H112ZM118 261V262H119ZM136 261V260H135ZM155 261V262H156ZM176 261V260H175ZM182 261H184V260H182ZM186 261V260H185ZM206 262H207V259L205 260ZM208 261H209V259H208ZM217 260H215V262H216ZM232 261V260H231ZM239 261V260H238ZM8 262V261H7ZM11 262V261H10ZM64 262V261H63ZM76 262V261H75ZM89 262H88V264H89ZM106 262V261H105ZM109 262V261H108ZM143 262V261H142ZM152 262H154V261H152ZM189 262V261H188ZM193 262V261H192ZM195 262V261H194ZM222 262H224V261H222ZM259 262V261H258ZM6 263V262H5ZM121 263V262H120ZM123 263V264H124ZM150 263V262H149ZM163 263V262H162ZM166 263V262H165ZM175 263V262H174ZM199 263H201L200 261H199ZM203 264H205V262H202ZM217 263V262H216ZM231 263V262H230ZM7 264H9V263H7ZM104 264V263H103ZM107 264V263H106ZM109 264V263H108ZM132 264H135V263H132ZM143 264H146V263H143ZM151 264V263H150ZM170 264V263H169ZM173 264V263H172ZM180 264V263H179ZM222 264V263H221ZM232 264V263H231ZM246 264H248L247 263V261H246ZM252 264V263H251ZM255 264V263H254ZM258 264V263H257ZM261 264H264V262L262 263V261H261Z\"/></svg>", "mask_w": 264, "mask_h": 264}]
</instances>
